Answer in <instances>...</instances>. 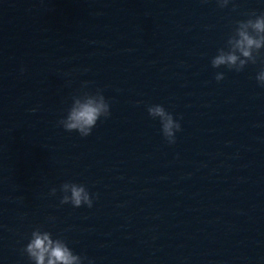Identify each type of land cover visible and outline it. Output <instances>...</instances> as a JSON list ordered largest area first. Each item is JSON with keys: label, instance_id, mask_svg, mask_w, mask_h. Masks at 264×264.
Instances as JSON below:
<instances>
[{"label": "water", "instance_id": "95a60500", "mask_svg": "<svg viewBox=\"0 0 264 264\" xmlns=\"http://www.w3.org/2000/svg\"><path fill=\"white\" fill-rule=\"evenodd\" d=\"M261 13L264 0H0V264H34L37 228L82 264H264V47L239 72L211 65L240 56L237 21ZM97 89L110 115L88 136L58 125ZM156 104L181 125L175 143ZM64 182L92 207L61 204Z\"/></svg>", "mask_w": 264, "mask_h": 264}, {"label": "clouds", "instance_id": "9594fccd", "mask_svg": "<svg viewBox=\"0 0 264 264\" xmlns=\"http://www.w3.org/2000/svg\"><path fill=\"white\" fill-rule=\"evenodd\" d=\"M227 3L228 0H218L220 7L226 6ZM249 28L256 35H252L248 31ZM235 35L237 37L235 49L239 51L240 56H237L236 51H229L226 54L222 52L211 59L213 68L224 65L239 72L248 62H257L258 57L254 53H258L264 47V13L255 16L254 19L237 21ZM261 63L264 64V58H261ZM23 71L24 69L21 68V72ZM215 79L217 81L223 79V73H216ZM256 80L261 87H264V67L257 73ZM81 95L84 97L83 102L76 99L74 105L67 109L66 115L57 123L68 132L76 131L81 137H86L96 126L97 120L102 116L108 117L110 111L109 104L99 89L94 94L85 91ZM147 112L153 118L159 117L163 137L168 143H175V132L181 129L179 121L174 120L172 114L159 104L148 106ZM60 190L64 193L60 198L61 204L71 203L74 207L84 204L92 207V198L84 185L64 182L60 185ZM56 191L57 189L53 187L50 189V194L55 195ZM69 191L70 195H68ZM23 251L34 264H82L84 259L73 253L63 239H53L51 233L40 231L38 228L32 231L31 238Z\"/></svg>", "mask_w": 264, "mask_h": 264}]
</instances>
